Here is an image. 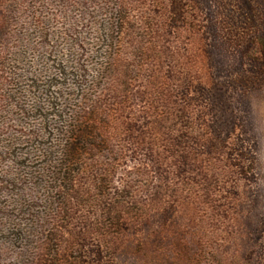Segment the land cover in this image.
Segmentation results:
<instances>
[{
  "label": "rangeland",
  "instance_id": "rangeland-1",
  "mask_svg": "<svg viewBox=\"0 0 264 264\" xmlns=\"http://www.w3.org/2000/svg\"><path fill=\"white\" fill-rule=\"evenodd\" d=\"M0 264H264V0H0Z\"/></svg>",
  "mask_w": 264,
  "mask_h": 264
},
{
  "label": "trees",
  "instance_id": "trees-1",
  "mask_svg": "<svg viewBox=\"0 0 264 264\" xmlns=\"http://www.w3.org/2000/svg\"><path fill=\"white\" fill-rule=\"evenodd\" d=\"M70 128L71 130L67 141H64L61 147H68L67 153L70 158L69 162L72 163L80 160V155L83 150H80L79 147H83L84 149L85 147L94 144V133L87 125H85V127L72 125ZM76 170V167H69L66 174L70 177L71 173H74Z\"/></svg>",
  "mask_w": 264,
  "mask_h": 264
}]
</instances>
